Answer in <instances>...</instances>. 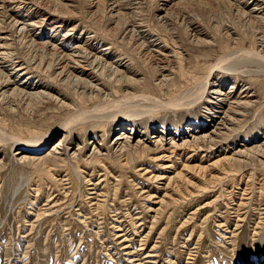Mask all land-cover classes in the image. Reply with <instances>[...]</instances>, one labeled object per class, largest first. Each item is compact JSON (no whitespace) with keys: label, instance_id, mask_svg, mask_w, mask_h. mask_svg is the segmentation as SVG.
Here are the masks:
<instances>
[{"label":"bare ground","instance_id":"6f19581e","mask_svg":"<svg viewBox=\"0 0 264 264\" xmlns=\"http://www.w3.org/2000/svg\"><path fill=\"white\" fill-rule=\"evenodd\" d=\"M86 1L90 7L88 13L91 16L99 14L101 19L103 18L106 24L104 29L97 28L93 24L90 25L92 27L89 24L84 26L83 23L85 21L75 19L70 22V28H66L67 30L62 34V30L69 20L65 19L66 17L63 16L65 14L60 15L59 13H69L71 10L75 12L76 8H78L77 0L54 2L51 0H0V106L5 113L9 114L19 112L21 107L29 109L31 106L36 108L49 103L68 108L71 111V117L65 120L57 131H53L51 134L35 133V135L30 137L28 135V138L16 137L10 141L18 146L14 155L16 160L26 163H44L49 167L69 164L73 158L79 157L82 151L85 150L86 145L76 146L78 148L71 153L74 145H72L71 139L68 140L69 136L64 135L66 131L71 132L74 128H80L85 133L88 129L99 131L101 130V125H104L103 133L106 134L107 131L105 129L113 121H117L115 123L119 124V127L114 129L118 133L115 134L114 141H112L113 144L107 147L106 139L108 135L102 136L104 137L102 139L103 144L94 145V149H92L94 151L90 154L91 158L93 156L104 160L106 155L102 154L101 150L102 146H104L108 152L114 150V156L117 160L119 159L122 165L132 164L133 166L137 161L154 156L158 160H167L168 162L169 158H174V155L180 153L181 156L186 153L187 148L191 149L192 155H188L183 160L180 170L179 165L177 167L179 159H171V161L169 160L170 164H163L161 166L162 170L156 175H152L151 170L148 168L140 167L141 171L144 170V173L141 172L142 176L151 174L148 177L149 181H166L163 188L165 191L163 196H156L155 192L144 191L145 198L153 202V205L147 206L149 208L148 213H153L151 216L148 214L149 220L148 218L143 219L141 213L138 212L139 210L134 213L133 210H127L128 208H126V214H122V211L118 212L116 213V218L112 221L113 243L114 245L117 244V247L114 246L115 248L113 249L114 254L118 255L120 253L121 257L125 256V262L129 264H159L158 254L155 253L157 242L150 248L149 245L152 241V235L154 236L153 232L156 229L155 226L159 217L164 214L163 206L166 199H168L169 205L176 202V195L179 194L182 195H179V197H184V199L185 196L191 198L193 191L189 187L194 183V178H192L190 171L196 172V170H205L208 167L210 170L219 162L230 161L233 158L232 155H228V151L226 153V149L224 151L223 149L219 150L216 147L213 148V145L205 147L204 144L214 142L224 130H228L230 126L235 125L231 124L232 122H239L240 118L245 115L248 106L254 103L253 97L248 94L247 87L238 85L237 81L233 83L231 89L224 92L221 88V83L217 80H212L211 75H214L217 71L222 72L223 69H229L230 73L236 71L234 73L237 77L239 76L237 72L242 75L247 73L251 76L253 74L256 77L264 75V0H233V2L231 0H155L153 1L155 26L146 23L143 19H138L140 12L146 6L140 3L143 0ZM38 3L44 4L45 8ZM30 4L32 5L31 7L26 6ZM34 6L44 11L43 16H40L41 18L36 19L33 16H29V14H20L22 11H27V9H31ZM221 7L228 8L229 15L237 18V22L241 26L252 27L253 25H258L255 35L247 36L249 31L246 32L244 28L237 29V26H239L237 24H234L237 27L234 29L231 27L233 25L229 26L230 22L225 26L224 23L226 21L223 22L219 18ZM69 8H71L70 11L68 10ZM66 16L68 15L66 14ZM210 23H213L214 26L212 27ZM171 25H176L180 29L179 32H182L185 41L200 49H204V51L196 55L197 66H201L199 64L201 58L204 61H209L211 55L213 56L209 50L213 49L214 51L215 48L213 46L218 47L219 55L217 58L211 59L212 62L207 65L206 68L208 69L205 75L202 73L203 76H200L198 71H195L197 72L195 74L191 73L187 66L184 67L183 64L178 65V61L176 64L174 63L175 60L166 59L168 54L173 56L177 49L181 48L179 44L181 36L179 37L171 30L169 27ZM47 26H49V33L45 31ZM204 26L207 29H204ZM220 26L222 30H219ZM224 26L225 28H223ZM214 27L219 30L220 34L212 32ZM210 29H212L211 32ZM223 29H225V33ZM59 33L62 35L59 41H56L55 38L58 37ZM221 35L227 38L225 43V39ZM67 42L72 44L68 45L69 43L67 44ZM137 49L162 57V59L160 58L161 62H156L162 65L159 67L160 71L157 69V73L151 78V84L149 85L153 90L158 92V90L168 86L170 81H174L175 76L180 79L183 77L184 79V76H189L188 74L190 73V75H194L190 80L191 84L187 81L190 84L189 88L171 98H164L162 94H157V96L155 94V96L151 97L134 94L132 87L144 82L143 76L137 75V71L134 72V69L132 70L136 59L134 52ZM169 65L171 67L168 69ZM173 65L175 67H172ZM250 66L256 67V69ZM186 80H183V84ZM261 82L264 85V79ZM186 83L185 85L187 86ZM56 86L59 89H56ZM116 86L123 92L119 97L113 89ZM60 88L62 90L69 89L72 92L64 93L60 91ZM77 96H81L83 100L77 102ZM201 99L206 100L207 103L215 107L208 109L207 113L210 118L209 121L214 124L212 123L205 127L200 124L189 125L186 128L189 133L185 132L187 135L176 130L168 131L165 128H160L153 130L150 138H143L144 135H138L136 128L126 122L131 119L137 120L143 115H149L148 117L152 118L154 113L167 111L168 108L177 110L181 107H191L197 101H202ZM226 102H228L227 107H225ZM217 108L221 110L219 111ZM229 113H232V115L229 116ZM217 118L219 119L218 121ZM0 128L3 129L1 126ZM7 130L3 129V132L5 133ZM60 132H63V136L53 142V147L49 152L41 156L34 155L40 152L44 153L43 147H46ZM91 133L94 134L95 132L92 131ZM180 134L184 136H180ZM10 136L12 135L10 134ZM263 144L264 142L253 146L251 150L262 152ZM201 152L203 155L198 157ZM245 152L249 154L251 151L239 149L235 154L240 155ZM168 153H170V156ZM216 153L217 155H215ZM221 154L223 155L222 158H218L210 165H204V162L211 161V156H220ZM196 158L200 162L191 164L196 161ZM74 168L80 175L79 171L81 169L78 167ZM213 177L214 175L211 178L213 181L218 179ZM201 179L198 180L200 183H202ZM207 181L209 182V180ZM100 183H92L93 187L90 189L97 194L102 193L96 190ZM177 192L179 194H176ZM247 194V190H244L239 203L232 206L236 221H238L235 226H238V223L243 219L241 210L245 205V201L248 200L246 198ZM154 199L157 200L154 202ZM99 200L101 201V199ZM213 201L216 200H211L205 203L204 206L196 208L193 214L197 216L205 214L201 211ZM208 216L209 214L205 217ZM196 217L190 215L186 221L193 220ZM222 217L217 225L228 229L229 225H231V219ZM147 228L148 231L145 233ZM194 232L196 233V231ZM193 234L191 233V236L186 239L187 241L185 240L186 242L182 245V249H175V260L171 261V259L167 258L160 263H195L193 262L196 257L193 256L195 252L192 250L193 247H190L191 239L194 238H192ZM136 243H138V247L135 246ZM187 247L189 248V253L185 258L184 255L187 252L183 249H187Z\"/></svg>","mask_w":264,"mask_h":264},{"label":"rangeland","instance_id":"374dc122","mask_svg":"<svg viewBox=\"0 0 264 264\" xmlns=\"http://www.w3.org/2000/svg\"><path fill=\"white\" fill-rule=\"evenodd\" d=\"M151 1L143 0L140 2L143 6H146L140 12L138 19H143L146 23L155 26L156 21L153 18L155 14L153 12V1L155 0ZM38 4L45 8L44 4ZM26 6L31 7L32 5ZM77 7L75 12L70 11L71 8H69V13H59L60 15L65 14L63 15L66 17L65 19L69 20L62 30V34L70 28V22L75 19L85 21L83 23L84 26L85 24H89V26L93 24V26L100 29L106 27L103 18L101 19L99 14L91 16L88 13L90 7L86 0H77ZM43 13L42 9L34 6L31 9H27V11H22L20 14H29V16L39 19L43 16ZM220 13L219 18L223 22L226 21L224 23L225 26L230 22L229 26L233 25L231 26L233 29L237 27V29L244 28L246 32L249 31L247 36L255 35L254 33L258 30V25H253L252 27L241 26L237 22V18L229 15L228 8L221 7ZM210 24L212 27L214 26L213 23ZM234 24L240 27H236ZM169 27L179 37L181 36L179 41L181 48L177 49L173 56L168 54L166 59L175 60L174 63L177 64L178 61V65L187 66L191 73L195 74L197 73L195 71H198L200 76L205 75L208 69L206 68L207 65L219 55L218 47L213 46L215 48L214 51L213 49L209 50L213 54L210 57V62L201 58L199 63L201 66H197L196 55L204 51V49H200L185 41L182 32H179L180 29L176 25ZM204 29H207V27L204 26ZM212 29H210V32ZM219 30H222L221 26ZM219 30L214 27L212 32L220 34ZM223 30L225 33V29ZM45 31L49 33V26L46 27ZM161 31L163 30L161 29ZM246 32L244 33L246 34ZM62 34H58V37L55 38L56 41H59ZM221 37H224L225 41L222 40L225 43L227 38L222 35ZM67 44L70 45L72 43L67 42ZM134 55L136 59L132 70L134 69L133 71H137V75L144 78L143 83L136 84V86L133 85L135 86L132 87L134 94L147 97L162 94L164 98H171L189 88L190 80L194 75H190V73L188 74L189 76H184V79L183 77L180 79L175 76L174 81H170L168 86L161 89L162 91L158 90L156 92L157 90H153L149 85L151 84V78L156 75L157 69L162 66L156 63L157 61L161 62L160 58L162 59V57L151 52L139 51L138 49L134 52ZM203 65L206 66L203 67ZM170 67L171 65L168 66V69ZM172 67L175 66L173 65ZM250 67L256 69V67ZM223 70L222 72H215L214 75L212 74V80L220 82L224 92L231 89L233 83L237 81L238 85L247 87L248 94L253 97L254 103L248 106L245 115L240 118L239 122H232L231 124L235 125L230 126L228 130H224L214 142L204 144L205 147L213 145V148L216 147L219 150L223 149L224 151L226 149V153L228 151V155H232V160L221 161L215 167L210 168V170L208 167L205 170L190 171L192 178H194V183L189 187L193 191L191 198L188 196H185V199L184 197H179L181 194L177 192L176 194L179 195H176V202L169 205L168 199L164 202V214L159 217L155 226L156 229L153 232L154 236L152 235V241L149 245L150 248L157 242L155 253L158 254L159 264L167 258L171 259V261L175 260V249H182V245L185 244L191 233H194L192 236L194 238L191 239L190 247H193L192 250L195 252L193 256H196L193 260L195 263L192 264H264V144L262 152L251 150L253 146L264 142V85L261 82L264 79V75L256 77L253 74L250 76L247 73L242 75L237 72V75H239L237 77L235 75L236 71L230 73L229 69ZM183 80L189 81L190 84L185 82L186 86L185 83L183 84ZM118 88L116 86L113 89L119 97L123 92ZM56 89L59 88L56 86ZM63 90L60 88V91L64 93L72 92L69 89ZM76 100L81 102L83 98L77 96ZM132 104L135 105L134 103ZM226 105H228V102H226L225 107H227ZM31 107L29 109L21 107V110L17 111L18 113L9 114L5 113L0 106V126L3 129L10 130H7L5 134L3 129L0 128V139L2 138V141L0 140V162H2L0 164V264H129L125 262V256V258L122 256V259L121 255H119L120 253L118 255L113 253V249L117 247V244L114 245L113 243L114 235L111 226L113 219L116 218V213L122 211V214H126L127 210H133L136 213L139 210L138 212L141 213L143 219L148 218L149 220L148 214L151 216L153 213H148L149 208L147 206L153 205V202L145 198L144 191L155 192L156 196H163L165 192L163 188L166 181L153 182L152 180L149 181L148 177L151 174H159L162 170L161 166L165 163L170 164L169 160L171 161V159H179L177 167L179 165L180 170L183 160L188 155H192L191 149L187 148L186 153L181 156L180 153L176 154L177 156L174 155V158H169L168 162L167 160H158L154 156L145 158L146 160L137 161L133 166L132 164L122 165L119 159L117 160L114 156V150L111 151L112 153L108 152L104 146L101 149L102 154L106 155L104 160L93 156L91 158L90 154L94 151L92 150L94 145L103 144L102 139L104 137L102 136L108 135L106 139L107 147L113 144L112 141H114L115 134L118 133L114 129L119 127V124L115 123L117 121H113L105 129L107 131L106 134L103 133L104 125H101L102 127L99 131L92 129L95 132L94 134L91 133V129H88L87 134L80 128H74L71 132L66 131L64 135L69 136L68 140L71 139V143L74 145L71 153L78 148L76 146L86 145L85 150L82 151L79 157L73 158L69 164H62L58 167H49L44 163L36 164V162H27V164L24 161L16 160L14 155L18 146L10 141L16 137L28 138V135L30 137L35 135V133L51 134L53 131H57L60 128L59 126L71 117L70 109L59 107L54 103L43 104L36 108L35 106ZM212 107L215 108L207 103L206 100H202L197 101L191 107H181L177 110L168 108L167 111L154 113L152 118H149V115H143L137 120L131 119L126 122L136 128L138 135H144L143 138H150L152 136L151 132L160 128H165L168 131L176 130L185 134L189 125L200 124L205 127L212 124L213 122L209 121L210 118L207 114L208 109ZM217 109L221 110L220 108ZM228 115L231 116L232 113ZM62 136L63 132H60L46 147H43L44 153L33 154L41 156L49 152L53 147V142ZM180 136L184 135L180 134ZM239 149L251 151L249 152L250 155L246 152L240 155L235 154ZM201 155H203L202 152L198 157ZM222 156V154L220 156H211V161L204 162V165H210L218 158H222ZM195 160L191 164L200 162L197 158ZM103 164L104 166H102ZM74 167L81 169L82 173L79 171V175ZM140 167L148 168L151 170V174L142 176L141 172L144 173V170L141 171ZM212 175H214L213 178L218 179L213 181L211 179ZM198 178L203 179H201L202 183L198 181ZM97 182H101L96 189L98 192H102L98 193L100 195L90 189L93 187L91 184ZM244 190L248 192L246 196L248 200L245 201V205L241 210L243 219L238 223V226H235L238 221H236L232 206L239 203ZM156 200L154 199V202ZM211 200L216 201H213L201 211L206 215L209 214L208 217H205L206 215L203 213V215L199 216L193 214L196 208L204 206L205 203ZM126 208L128 209L126 210ZM226 214L228 215L226 216ZM190 215L197 217L186 221ZM221 216H223L222 218L231 219V225H229L228 229L217 225ZM258 221L260 222L258 223ZM146 231H148V228L145 233ZM227 231L233 233L230 234ZM225 232L227 233L225 234ZM135 246L138 247V243ZM188 249V247L183 249L187 252L184 255L185 258L188 256Z\"/></svg>","mask_w":264,"mask_h":264}]
</instances>
